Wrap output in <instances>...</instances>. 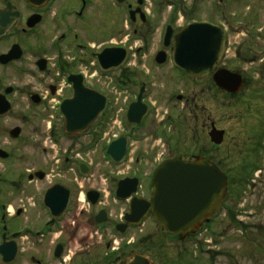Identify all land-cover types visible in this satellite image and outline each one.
I'll return each instance as SVG.
<instances>
[{"label": "flooded vegetation", "instance_id": "flooded-vegetation-1", "mask_svg": "<svg viewBox=\"0 0 264 264\" xmlns=\"http://www.w3.org/2000/svg\"><path fill=\"white\" fill-rule=\"evenodd\" d=\"M8 3L19 18L0 38V43L9 39L0 56L15 45L20 46L22 55L6 65L0 63V67L4 70L22 64L30 43L32 63L25 69L36 79L27 91L28 108L35 109L39 122L35 133L53 142L50 148L57 171L42 167L7 177L0 167V264H115L129 256L134 245L114 247L118 228L124 229L125 237L132 231L124 220L129 204L119 207L114 202L117 184L123 178L137 179L143 190L140 196L150 199L154 170L174 159H206L227 177L223 204L200 230L221 221L239 231L250 225L256 213L264 216V0H45L39 4L0 0V10ZM31 18L39 21L28 27ZM199 23L218 26L224 35L218 63L206 75L195 77L174 64L173 53L176 36ZM107 50H112L115 62H121L103 70L98 56ZM219 71L227 80L228 74L239 76L237 92L216 85L214 78ZM77 75L85 89L104 96L107 104L87 132L70 136L63 128L60 104L73 97L69 78ZM7 89H11L9 94ZM18 91L0 74V95L11 103L10 98ZM218 95L227 103L222 128L217 126L212 110ZM235 97L241 110L231 117L228 103ZM138 102L146 107V114L140 122H130L129 109ZM175 102L184 117L169 111L162 115L156 108L157 104ZM120 112H124L125 124H118ZM231 120H237L236 129L243 140L238 146L230 144L228 128L224 127ZM189 121L187 131L200 128V136L194 133L189 148L181 151V126ZM214 128L224 132L219 146L210 136ZM82 138H88L87 151L93 153L109 142L126 140L123 165L109 163L110 171L98 177L97 185L92 182L93 161L85 158L90 153H80V143L70 145ZM236 147L240 161L231 157ZM220 148L222 156H215ZM0 151L8 154L7 158L0 157V165L13 158L6 147L0 145ZM60 153L65 156L61 170ZM70 165L77 168L78 175ZM251 183L259 189L255 204H251L261 211L248 208L243 199ZM86 184H90L88 188ZM195 236L173 238L185 247L193 245ZM138 244V251L144 252L149 247L148 238Z\"/></svg>", "mask_w": 264, "mask_h": 264}, {"label": "water", "instance_id": "water-1", "mask_svg": "<svg viewBox=\"0 0 264 264\" xmlns=\"http://www.w3.org/2000/svg\"><path fill=\"white\" fill-rule=\"evenodd\" d=\"M6 2L7 0H2ZM45 0H27L31 4H39ZM122 3L123 0H118ZM19 18V13L10 3L6 9L0 10V38L11 28ZM39 19L31 18L28 27H33ZM223 31L211 24H192L180 32L175 38L173 62L191 76L201 77L206 75L218 63L223 43ZM170 32L166 35L168 41ZM22 55L20 46L15 45L11 51L0 56V63L6 65L20 59ZM103 70L118 66L121 61L115 62L112 50L105 51L98 56ZM163 62V61H161ZM229 80L222 71L215 74V83L231 93L240 88V78L234 74H228ZM74 96L61 105V113L64 117V130L68 135H79L86 132L92 123L98 119L106 109L104 96L85 89L82 86V77L71 76ZM11 89H7L9 94ZM93 95V96H89ZM34 100V98H33ZM11 104L4 95H0V117L11 111ZM146 107L140 102L133 104L127 118L130 122L138 123L146 114ZM21 129L15 128L10 132L14 139L20 136ZM224 132L215 128L210 133L212 141L220 145ZM107 155L116 164L123 162L126 156V140L124 138L113 142L107 149ZM0 157L7 158L8 154L0 151ZM85 168V167H82ZM87 173L86 170H82ZM137 179H125L118 183L116 197L119 200H127L137 192ZM151 200L134 197L130 203V212L125 216L127 224L137 225L144 220L149 210L155 222L171 235H182V239L189 233H195L209 221L219 210L227 194V177L206 159L197 157L193 161L181 159L169 160L160 165L154 172L152 179ZM96 201L93 202L95 204ZM125 228V226H124ZM120 233L124 229L118 228ZM116 264H154L150 257L133 253L123 258Z\"/></svg>", "mask_w": 264, "mask_h": 264}, {"label": "rangeland", "instance_id": "rangeland-1", "mask_svg": "<svg viewBox=\"0 0 264 264\" xmlns=\"http://www.w3.org/2000/svg\"><path fill=\"white\" fill-rule=\"evenodd\" d=\"M8 43L9 39L8 41L0 43V52L8 46ZM26 46L28 53L25 55L22 64L4 70L0 67V74L4 75L6 84H12L19 89V91L10 98L13 107L12 111L7 116L0 119V145L9 149L13 154V158L10 161H6L3 165H0L1 170H5V175L7 177L17 176L19 173H21V175H26L27 173H30V171L33 172L42 167H46L51 171L55 166L53 153L50 148V146L53 145V142H51L50 139H47V136L35 133V128L39 122L36 119L35 109L33 107L28 108L31 103L27 97V91L30 87L34 86V80L36 77H32L30 72H27L25 69L27 64L32 63V58L30 57V55H32V46L30 43H27ZM239 103L238 97L230 99L228 103V112L230 111L229 115L231 117L237 116L238 112L241 110V105ZM226 105V100L220 95H218L217 99L212 103L214 120L218 122L217 126L220 128L223 127L221 121L223 120ZM156 108H158V111L162 112V115L169 111L172 115L181 114L182 117L185 116L183 109L176 102L175 104H157ZM262 108L264 109V105H262ZM118 115V124L119 121L125 124L124 112H120ZM16 126L22 129V134L17 140L12 139L9 135L10 130ZM224 127L228 128L230 144L238 146V144L243 143V140L236 129L238 128L237 120H231L227 124H224ZM187 128H190V121L187 125L184 123V125L181 126V151H185L189 148V140L193 137L194 133L197 132V136H200V128H197V130L194 129L193 132L187 131ZM185 135L189 138L185 139ZM87 140L88 138H82L76 141H71L75 143H70V145L80 143L82 145V149L79 150L81 151L80 153H90V156L85 158L89 161H93V171L91 175L94 176L96 181L92 180V182L97 185V183H100L98 177L107 175L110 168L107 167L108 164H106V162L108 161L102 149H98L94 153L87 151ZM45 148L48 152L43 150ZM219 150L215 151L213 154L221 157L223 149L220 148ZM234 150L236 151L231 152L232 160L240 161L242 158L237 154L238 147ZM76 152L77 151H75V153ZM63 155L64 153H60L59 156V170L63 167L62 165L65 158ZM72 155L73 153L71 152L70 156ZM238 163H235V167H237L236 165ZM72 167L77 174V168L74 165H70V168ZM70 174L72 175L73 172L71 171ZM70 174L66 173L67 176ZM256 189L257 187L254 188L253 183H251L250 187L246 190L247 192L244 194L243 199H245L248 208L261 211L259 206L254 207L256 202L255 196L259 191V189ZM112 205H114L113 201ZM118 206L122 207L121 204ZM256 215L257 216L252 221H249L250 225L240 228V231L233 227L222 225L221 221L215 224L212 228H209L207 235L209 237L211 236L213 241L220 247V250L216 253L210 251V253H207V246L204 243H201L197 250L193 245L192 249L191 245L188 244H186L185 247H180V243L176 238L165 234L152 218H147L144 231L149 234L148 241L152 244L148 249L144 248V252L154 258L156 264H264V226H261V224H264V216L258 213H256ZM134 234L139 235V232H134ZM204 238H206V235ZM194 241H197V237L196 240L192 239L193 244L195 243ZM138 245L139 246L134 247V250L139 249L140 244ZM186 248L187 252L185 251ZM200 249H204L205 252H200ZM194 250L196 251L197 257L193 256ZM179 251H182V253ZM179 253L181 254V257L178 258Z\"/></svg>", "mask_w": 264, "mask_h": 264}]
</instances>
